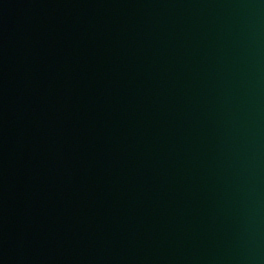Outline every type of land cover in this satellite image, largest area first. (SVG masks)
Returning <instances> with one entry per match:
<instances>
[{
    "label": "water",
    "instance_id": "water-1",
    "mask_svg": "<svg viewBox=\"0 0 264 264\" xmlns=\"http://www.w3.org/2000/svg\"><path fill=\"white\" fill-rule=\"evenodd\" d=\"M0 264H264V0H0Z\"/></svg>",
    "mask_w": 264,
    "mask_h": 264
}]
</instances>
